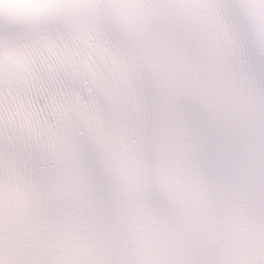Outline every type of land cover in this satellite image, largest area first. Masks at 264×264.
Instances as JSON below:
<instances>
[{"label":"snow or ice","instance_id":"obj_1","mask_svg":"<svg viewBox=\"0 0 264 264\" xmlns=\"http://www.w3.org/2000/svg\"><path fill=\"white\" fill-rule=\"evenodd\" d=\"M0 264H264V0H0Z\"/></svg>","mask_w":264,"mask_h":264}]
</instances>
